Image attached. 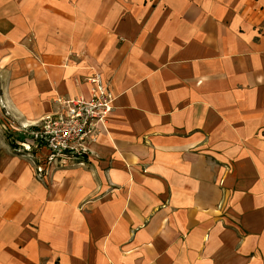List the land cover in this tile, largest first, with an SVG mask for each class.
Returning <instances> with one entry per match:
<instances>
[{"label":"crops","instance_id":"0c3cea01","mask_svg":"<svg viewBox=\"0 0 264 264\" xmlns=\"http://www.w3.org/2000/svg\"><path fill=\"white\" fill-rule=\"evenodd\" d=\"M114 10L2 15L11 139L95 72L116 98L82 163L45 181L0 132V264H264V0Z\"/></svg>","mask_w":264,"mask_h":264},{"label":"built area","instance_id":"2783aa9c","mask_svg":"<svg viewBox=\"0 0 264 264\" xmlns=\"http://www.w3.org/2000/svg\"><path fill=\"white\" fill-rule=\"evenodd\" d=\"M86 82L88 96L57 98L58 107L54 113L33 125L12 124L11 128L20 136L18 150L35 162L38 177L46 174L45 163L57 162L60 164L57 167L81 164L90 151V144L96 140L98 126L113 110V90L102 75L95 72Z\"/></svg>","mask_w":264,"mask_h":264},{"label":"rangeland","instance_id":"374dc122","mask_svg":"<svg viewBox=\"0 0 264 264\" xmlns=\"http://www.w3.org/2000/svg\"><path fill=\"white\" fill-rule=\"evenodd\" d=\"M24 3L27 5V11L22 7ZM118 4H119V0H0V17H1L0 24L1 22L7 21V19L2 16L3 14L11 15V16L15 14V20L19 24H22L23 23L22 13L24 12H26V16L29 14L30 16L37 14V15L44 17L45 19L49 21L50 20L53 21L52 16H54L55 14L59 15L61 13L63 14L64 20H66V18H68V16L72 14V16H75V17L71 19L75 21L77 19L78 21H82L83 19H94L95 21H98L100 19V16L107 14V10L117 9ZM114 11H117V10H114ZM48 12H50L52 15ZM48 15H50L51 17ZM82 16H84V18H82ZM7 79L8 77L6 75H3L2 70H0V89L2 86L5 87L7 85ZM113 94H114V101H115L116 93L113 91ZM0 95H1V92H0ZM113 109H114V102H113ZM6 117H7V114L5 110L0 109V132H4L5 135L8 133H6V130L2 127L1 118H6ZM20 125L21 124L19 123L15 124V126H20ZM9 127L7 126V128ZM8 136H9L10 146L14 148L13 152L17 155L18 154L21 155L23 152L19 151L18 146H17V140H19L20 138L19 132L17 130H14V135L12 139L10 137V134H8ZM11 140L14 142V144L12 143ZM23 154L25 155V153ZM25 157L27 158L26 155ZM29 163L31 164V167L33 169L32 172H34L33 174L35 178L40 181H45L46 179L51 177L55 168L60 165L59 163L57 164V162L45 163L44 170L46 174L43 177H38L36 174V171L34 170L35 162L30 161ZM75 163H77V161H75Z\"/></svg>","mask_w":264,"mask_h":264}]
</instances>
